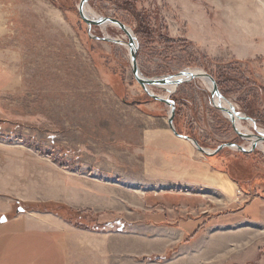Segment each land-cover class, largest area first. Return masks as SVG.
Listing matches in <instances>:
<instances>
[{"label": "rangeland", "instance_id": "1", "mask_svg": "<svg viewBox=\"0 0 264 264\" xmlns=\"http://www.w3.org/2000/svg\"><path fill=\"white\" fill-rule=\"evenodd\" d=\"M80 2L0 0V198L12 218L53 215L76 229L78 264H165L206 224L237 225L240 203L264 202V152L224 149L208 157L176 137L170 107L151 99L132 75L127 36L113 25L89 32ZM89 7L133 32L144 78L206 73L248 119L243 129L253 137L264 130V0H91ZM167 99L176 104L177 132L202 148L248 146L201 80ZM171 228L187 230L185 238L159 255L129 246L134 237ZM87 235L94 236L92 250L82 243ZM115 235L128 245L118 257L97 240ZM24 247V264L64 258L49 240ZM206 264L237 263L227 256Z\"/></svg>", "mask_w": 264, "mask_h": 264}, {"label": "crops", "instance_id": "2", "mask_svg": "<svg viewBox=\"0 0 264 264\" xmlns=\"http://www.w3.org/2000/svg\"><path fill=\"white\" fill-rule=\"evenodd\" d=\"M219 178L222 182L233 186L226 176L221 174ZM216 188L221 195L229 193V189L219 186ZM235 188L233 186L234 193L236 192ZM240 198V195H236L233 202H240ZM256 200L258 199L254 198L250 203H240V207L236 206L239 207L237 210L241 211L239 214L244 217L237 225L209 228L206 224L193 242L181 246L178 256L176 253L173 254L165 264H206L207 261L212 263L214 260L227 256H231L237 264H264V223L251 221V218L257 215L264 217V202L258 205ZM11 210V205L7 203L6 199L0 198V264H16L17 261L24 264L22 251L25 250L24 244L28 246L31 239L49 240L50 246L52 245L62 252L64 258L53 261L51 264H78L76 255L79 246H77L78 233L76 229L53 215H20L12 218L9 215ZM4 217L6 221L2 222ZM195 222L199 223L190 221L186 224ZM158 232L157 236L153 237H134L129 241V245L137 246L139 249L136 251L137 254L159 255L164 248L167 249L182 243L187 230L185 232L179 228H171L165 232ZM97 240L103 249L105 247L107 254L112 252L116 257L125 254L126 240L122 236L115 235L112 239L107 236L98 237ZM9 241H15L17 245L12 248ZM82 243L87 247V250H92L94 236H85ZM111 244H113L112 250ZM259 248L263 250L262 253H257ZM200 254H203V257Z\"/></svg>", "mask_w": 264, "mask_h": 264}, {"label": "water", "instance_id": "3", "mask_svg": "<svg viewBox=\"0 0 264 264\" xmlns=\"http://www.w3.org/2000/svg\"><path fill=\"white\" fill-rule=\"evenodd\" d=\"M90 1L91 0H81V2L79 4L78 10H79V15H80L82 21L88 26L89 32H91L92 27H102V26H107V25H113V26H117L127 36L128 43H126V46L128 47L129 52H130L132 75H133L134 79L136 80V82L147 93V95H149V97H151V99H153L154 101L163 103V104L170 107V116L168 119V124H169L170 129L174 132L176 137L184 139V140L189 141V142H192L195 145V147L198 149V151H200L203 155L208 156V157L218 155L224 149H235L238 152H241L244 154H250V153L254 152V150L256 149V146H252V148L250 150H247L243 146H240V145H237L234 143H229V144L221 145L215 151L208 153L206 149L202 148L192 138H190L188 136L180 135L177 132L175 125H174L175 107H176L175 102L171 101L169 99H164L161 96L151 94L148 91V88L149 87L161 88L165 85H172V84H174L178 88L185 83H189V82L194 81V80H200L202 77L191 75V74H186L187 71H184V72H181L180 74H178L177 76H168V77L163 78V79H146V78H144L140 72V69H139V64H138V49L139 48H138V44H137V41L135 39V36L130 32L129 28L125 24L121 23L120 21H118L116 19H112V18L89 19L88 17H86L84 10H85V7L87 5H89ZM96 40L107 42V43H112L115 45H125L122 41L111 39V38H102V39L96 38ZM186 75H190V77L188 79H185ZM204 77H207L212 82L213 91L211 92V95L213 98V102H214L215 98L223 99V96L221 95V92L219 90V87H218L215 79L206 73L204 74ZM174 79H178V80L173 81ZM215 107L217 109H219L222 113L230 116V121L233 125L235 133L241 139L245 140L246 136L243 135L241 132H239L238 129L236 128L235 119L232 117V115H233L232 111L230 109L223 108L222 105H215ZM21 211H23V209H20L19 212H21ZM5 221H6V218L4 217L2 219V222H5Z\"/></svg>", "mask_w": 264, "mask_h": 264}, {"label": "bare ground", "instance_id": "4", "mask_svg": "<svg viewBox=\"0 0 264 264\" xmlns=\"http://www.w3.org/2000/svg\"><path fill=\"white\" fill-rule=\"evenodd\" d=\"M84 13H85V16L88 17L89 19H99L98 17H96L94 14H92L93 12H91V9L89 7V5H87L85 7V10H84ZM104 27V26H103ZM130 30V29H129ZM130 32L133 34V32L130 30ZM134 35V34H133ZM128 48V47H127ZM186 74H191V75H195V76H201L202 78L200 79L203 84L205 85V87L208 89V91L212 92L213 91V85H212V82L210 79H208L207 77H204V74L203 72L199 71V70H188L186 72ZM190 77V75H186L185 79H188ZM179 79V78H178ZM178 79H174L173 81H177ZM153 87H149L148 88V91L151 93V94H154L153 90H152ZM160 89H162L164 92L167 93V95L171 94V93H174L176 90H177V87L172 84V85H165L163 87H161ZM167 95L166 96H161L162 98L164 99H167ZM214 103L215 105H222L223 108L225 109H230L232 111V117L235 119V125H236V128L238 129L239 132H241L243 135L246 136V141H248V146L245 147V149L247 150H250L252 148V146H256V149H259L261 151L264 152V130H261L259 129V133L260 135L257 136V137H253L251 136L250 134V131L249 130H245L243 129V122L242 120L246 119L244 118L243 115L241 114H238L236 112V110L233 108V106L231 104H229L227 101H225L224 99H219V98H215L214 100ZM226 117L230 118L229 115L225 114ZM248 120V119H246ZM250 124H252L251 126L252 127H255L256 128V125L253 124V121L249 122ZM244 132V133H243ZM246 133V134H245ZM249 134V135H247ZM256 136V135H255ZM192 143V142H191ZM193 144V143H192ZM194 145V144H193ZM195 146V145H194ZM255 149V150H256ZM208 153H211L210 150H207ZM207 242V241H205ZM214 243V242H212ZM128 246V245H127ZM126 246V247H127ZM130 246V245H129ZM135 246L131 247L134 249V252H135ZM128 248V247H127ZM126 248V249H127ZM206 248V247H205ZM138 249V248H137ZM136 249V250H137ZM128 250V249H127ZM139 251V250H138ZM206 252V251H205ZM204 252V253H205ZM200 253V252H199ZM201 255V254H200ZM203 257V254L201 255ZM198 257V256H197Z\"/></svg>", "mask_w": 264, "mask_h": 264}, {"label": "trees", "instance_id": "5", "mask_svg": "<svg viewBox=\"0 0 264 264\" xmlns=\"http://www.w3.org/2000/svg\"><path fill=\"white\" fill-rule=\"evenodd\" d=\"M168 257V256H167ZM159 259H161V258H159Z\"/></svg>", "mask_w": 264, "mask_h": 264}]
</instances>
